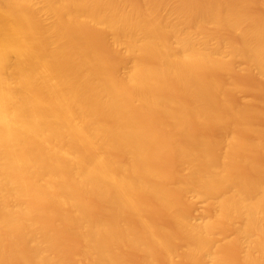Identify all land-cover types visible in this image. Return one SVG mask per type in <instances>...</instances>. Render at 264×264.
Listing matches in <instances>:
<instances>
[{"label":"bare ground","instance_id":"1","mask_svg":"<svg viewBox=\"0 0 264 264\" xmlns=\"http://www.w3.org/2000/svg\"><path fill=\"white\" fill-rule=\"evenodd\" d=\"M0 264H264V0H0Z\"/></svg>","mask_w":264,"mask_h":264},{"label":"rangeland","instance_id":"2","mask_svg":"<svg viewBox=\"0 0 264 264\" xmlns=\"http://www.w3.org/2000/svg\"><path fill=\"white\" fill-rule=\"evenodd\" d=\"M242 96L245 97V98H248V95H246V94H243ZM201 206H202V203H199L198 204V208L200 209Z\"/></svg>","mask_w":264,"mask_h":264}]
</instances>
